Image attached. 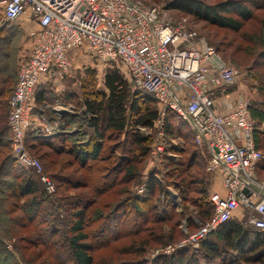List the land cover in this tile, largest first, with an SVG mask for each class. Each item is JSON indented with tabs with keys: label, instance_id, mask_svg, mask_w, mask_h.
Wrapping results in <instances>:
<instances>
[{
	"label": "trees",
	"instance_id": "trees-1",
	"mask_svg": "<svg viewBox=\"0 0 264 264\" xmlns=\"http://www.w3.org/2000/svg\"><path fill=\"white\" fill-rule=\"evenodd\" d=\"M253 7L264 8V0H229L211 6H204L196 0H177L166 8L218 29L238 32L244 21L253 17ZM15 34L0 28V58L7 59L9 54H5L2 47L12 46ZM8 37L6 42L5 38ZM254 44L260 50L252 61L253 68H264V32L255 38ZM213 48L221 55L219 47ZM7 69L0 62V73L5 77L0 80V103L8 99L2 83L9 78L5 74L9 73ZM121 72L116 66L107 68L103 76L104 90H92L84 95L81 107L83 119H87L85 122L75 115H65L59 121L61 131H71L78 123L85 124L86 131L78 127L73 133L52 137L34 135L40 131L38 128L29 126L27 129L26 149L39 161L44 175L54 183L53 195L46 193L31 170L17 164L11 150L8 125L0 117V264H95L96 251L109 249L117 240L133 235L136 237L134 240L116 250L132 253L135 258L119 264H142L138 257L144 253L158 230L160 233L164 220L176 217L168 189H174L183 203L187 193L197 194V217L202 222L211 217L213 207L209 201L211 193L206 189L208 183L200 172L194 173L192 170H197L201 165L192 132L184 121L170 111L163 119L164 135L167 139L183 138L187 146L165 145L166 152L162 157L166 169L163 171L164 188L154 177L155 174L159 176V170L152 171L146 176L143 194H129V185L148 160L153 141V137L143 136L139 128L155 131L159 114L155 100L150 95L133 92L127 75L124 73L126 79ZM16 74L17 71L15 82ZM254 78L264 85V75H254ZM49 81L52 79L45 82ZM42 85L43 82L39 83L33 90L32 115H38L39 107L47 103L46 90ZM249 113L254 126L255 147L261 151L264 148V104L249 106ZM121 135H124L122 144L118 143ZM113 150L122 151L124 156L118 158ZM167 153L173 157L187 153V159L181 162L174 159L176 157L169 158ZM125 155H131L130 160ZM96 166L100 167L98 172ZM59 170L64 173L73 171L80 176L57 174ZM204 173L209 176L205 172V165ZM263 173L264 161L261 160L256 166L259 180L264 179ZM76 191H87L90 197L68 194ZM159 193H162V208L157 211L154 200ZM187 225L188 233L196 230L191 223ZM25 229L31 232L21 234ZM140 234L143 236L138 238ZM174 237H178L176 233ZM11 238H15L13 248L16 256L5 248L4 241ZM198 254L205 264L227 260V256L233 263L242 260L246 264H264V231L249 230L231 217L202 240L198 250L185 247L173 255L160 256L151 264H198Z\"/></svg>",
	"mask_w": 264,
	"mask_h": 264
},
{
	"label": "built area",
	"instance_id": "built-area-1",
	"mask_svg": "<svg viewBox=\"0 0 264 264\" xmlns=\"http://www.w3.org/2000/svg\"><path fill=\"white\" fill-rule=\"evenodd\" d=\"M168 13L166 6L142 0H0V27L34 26L22 30L30 48L19 56L9 100L7 125L13 156L20 167L35 172L46 193L53 195L52 182L25 146L34 110L33 90L43 80L71 77L80 54L97 64H120L132 91L150 95L158 109L148 160L152 171L159 170L166 152L163 119L170 111L188 125L206 161L205 172L220 180L221 192L209 196L211 217L186 233L177 248H197L238 209L249 215L248 227L264 231V179L256 176L263 155L255 147L247 100L233 102L235 97L229 93L237 71L188 29L186 20L175 22ZM44 131L51 133L48 127ZM144 190L142 185L135 193ZM171 200L179 202L174 193ZM183 229L187 231V224Z\"/></svg>",
	"mask_w": 264,
	"mask_h": 264
},
{
	"label": "rangeland",
	"instance_id": "rangeland-1",
	"mask_svg": "<svg viewBox=\"0 0 264 264\" xmlns=\"http://www.w3.org/2000/svg\"><path fill=\"white\" fill-rule=\"evenodd\" d=\"M143 1V0H142ZM149 5H164L168 8L170 4L177 0H144ZM200 4L204 6H211L214 4H217L219 2L223 1H229V0H196ZM237 1V0H234ZM257 7H253L251 9V14L253 17L248 18L244 21L243 27L240 31L234 32L227 29H218L217 27H214L213 25H210L204 21L195 20L194 17L191 16H185L184 14L179 13L178 11L169 10V15L173 19V21L177 22L179 20H186V27L188 29H191L195 31L200 38H203L207 43L212 44L214 47H219L220 53L222 58L226 63H228L230 66H232L237 71V78L236 82L229 89V93L232 94L234 98H232V101L234 102L238 98H244L247 100L249 106L251 107H257L262 106L264 104V85L257 82V80L254 78V75L259 76V74L262 76L264 75V68L254 67L253 68V60L255 55L259 52L260 47L256 46L254 44L255 38H258L261 34V32H264V8L256 9ZM2 29L8 30L9 32H15L17 35L15 36L14 42L12 43V46L9 48H3V52L5 54H9L7 59L4 57V59L0 58L1 65L7 66V71L9 73H5L7 78L4 82V87H6V92L8 94V99L11 95L12 88L15 83V73L17 71V65L19 56L21 55V52L23 50H28L30 48V39L26 37V33L24 35V32L19 24H14L10 26L9 28L2 27ZM11 30V31H10ZM263 30V31H262ZM25 31V30H24ZM5 36V35H4ZM9 37L5 40H7ZM220 41H223L222 44H219ZM8 44V43H7ZM7 46V45H6ZM118 67L121 73L126 78L124 71L120 68V64H97L95 61H93L90 57L86 55H78L74 61V71L69 78H65L62 81H49V82H43V87H45V97H46V106L39 107L40 110L46 112V116H49L48 110H51V107H60L59 112H66L67 115H75L81 118L84 122L87 119H83L82 115V100L85 94L89 93L92 90H104L103 86V76L104 72L107 68L111 67ZM9 75V76H8ZM3 73H0V80L3 79ZM5 78V77H4ZM127 79V78H126ZM1 86V81H0ZM8 99L1 101L0 103V117L5 122V124L8 121V114H9V106H8ZM69 106V109L66 107ZM57 111V112H58ZM80 127L84 131L87 130V126L83 123L75 124L73 128ZM89 132V131H88ZM139 132L143 136H148L152 139V137L155 136L156 131L145 134V132ZM123 136L121 135L119 138L118 143H123ZM166 145L169 144L171 147H183L187 146L185 145V140L183 138H175V139H167L165 137ZM172 141V142H170ZM114 151V150H113ZM263 155V161H264V148L260 151ZM114 153L118 158H121L124 156L122 151L115 150ZM108 154V153H107ZM109 156V155H107ZM168 156V155H167ZM125 157L131 158V155H125ZM169 158L176 157L174 159L180 160L181 162L186 161L187 159V153L186 154H179L178 156H168ZM149 160V158H148ZM148 160H146L140 169L139 175L137 178L133 181L132 184L129 185V194H134L136 192V189L140 186L144 185L146 182V176L150 172H152V169L149 167ZM201 165L199 168H193L192 170L194 173L200 172V176L204 178V180L208 183L206 186V189L208 190V193L210 194L212 190L219 187V182L211 178L210 176L206 175L204 173V165L206 164V161L204 158H200ZM165 161L162 159L160 161L159 165V186L163 187L165 186V178L163 177V171H165ZM97 172L100 170V167H95ZM33 172V171H32ZM58 173H62L69 176H80L79 174H74L73 171L68 172H62L61 170L56 171ZM35 175L36 173L33 172ZM44 174V172H43ZM86 172L83 171V175H85ZM264 174V173H263ZM37 176V175H36ZM99 177V175H97ZM81 178V177H79ZM97 179H95L96 181ZM54 183H52L53 185ZM42 185V183H41ZM43 186V185H42ZM54 189L55 186L53 185ZM44 188V187H43ZM45 190V189H44ZM170 193V197L175 194L176 191L174 189H168ZM55 192V191H54ZM87 191H76L74 193H68V194H84L88 195L90 197L89 193H86ZM54 194V193H53ZM66 196H69V195ZM136 194V193H135ZM161 194H156L155 196V207H157V211H159L160 208H162L161 203ZM70 195V196H72ZM175 198H178V196L175 194ZM179 202L177 201L174 203L175 206V215L176 217H170L164 220V223L161 227V231L159 233H156L153 239H151V243L148 245V247L145 248L144 253L138 257V261L142 260V264H151L153 263L156 258L160 256H170L176 253L179 250L184 249L183 248H177L178 245L183 242L188 234V230L183 229V224H189L191 223L192 226L195 228L198 226L200 222H202L196 214V201L198 200V195L194 193H187V196L185 197L186 201L183 203L181 202L180 198ZM118 200V199H117ZM240 216V215H238ZM240 218V217H239ZM247 218H249V215H244V218L239 220L243 227L248 228L249 230H253L251 227H248L247 224ZM233 220L237 221L238 219L233 218ZM196 221V222H195ZM179 225V226H175ZM188 226V225H187ZM30 229H25L21 232V234H28L30 233ZM175 233L177 234V238L174 237ZM143 235L140 234L138 238H141ZM173 236V240L169 239ZM160 237V238H159ZM136 237L134 235L132 237H128L126 239L117 240L114 242L109 249L106 248H100L101 250L95 252V264H108L109 262H114L116 264L131 262L134 260V254L127 253V251L118 252L116 249L121 248L124 244H128L132 240H134ZM137 238V239H138ZM160 241V244H159ZM6 244V250L16 256L13 248V243H15V238H11L10 240L4 241ZM199 247V246H198ZM197 248L190 247L192 249L198 250ZM168 251L166 254L165 252ZM227 254V253H226ZM252 255V254H251ZM248 256V255H247ZM198 258V264H205L206 262L201 258V256L196 255ZM210 264H246L242 260L235 261V263L230 262L229 258L227 256V260L222 261H213Z\"/></svg>",
	"mask_w": 264,
	"mask_h": 264
},
{
	"label": "crops",
	"instance_id": "crops-1",
	"mask_svg": "<svg viewBox=\"0 0 264 264\" xmlns=\"http://www.w3.org/2000/svg\"><path fill=\"white\" fill-rule=\"evenodd\" d=\"M25 28H23L24 30L26 29V31L29 29V28H33L34 26L33 25H30L28 23H25L24 24ZM1 28V27H0ZM42 82H45V80H43ZM43 106H46L43 105ZM42 106V107H43ZM41 107V106H40ZM57 107V106H56ZM54 107V108H56ZM53 107H51V110H48L47 109V112H49V116L47 117L46 116V112L43 111L42 109L40 110L39 108V113L38 115H32V118H31V124H30V127L35 129V128H38V130L40 129V131L37 133V134H34V135H37V136H52L54 137L55 135L57 134H67V133H73L75 131V128H72V130L70 131H61L59 129V121L61 120L62 117H64L65 115H67L68 113L65 112V115L63 116H59L56 114V111ZM67 109H69V106L66 107ZM4 122V121H3ZM5 123V122H4ZM6 125V124H5ZM45 127H48L51 129V133L50 134H46V132L44 131V128ZM34 133V132H33ZM199 151V150H198ZM199 154H200V151H199ZM209 176L211 178H213L214 180L218 181L219 182V187H217L216 189L212 190V192H221V184H220V180L218 178H215L213 177L212 175L209 174ZM211 192V193H212ZM240 215V216H238ZM244 215H246L245 213H243L242 210L238 209L236 210L234 213H233V216L232 218H236L238 220H241L244 218ZM240 217V218H239Z\"/></svg>",
	"mask_w": 264,
	"mask_h": 264
},
{
	"label": "water",
	"instance_id": "water-1",
	"mask_svg": "<svg viewBox=\"0 0 264 264\" xmlns=\"http://www.w3.org/2000/svg\"><path fill=\"white\" fill-rule=\"evenodd\" d=\"M56 114L59 115V116H63V115H65L64 112H59V111H58V112L56 111Z\"/></svg>",
	"mask_w": 264,
	"mask_h": 264
}]
</instances>
